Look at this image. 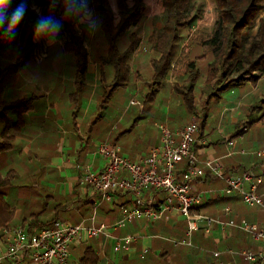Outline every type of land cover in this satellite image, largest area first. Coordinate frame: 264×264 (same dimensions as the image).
<instances>
[{
	"label": "crops",
	"instance_id": "1",
	"mask_svg": "<svg viewBox=\"0 0 264 264\" xmlns=\"http://www.w3.org/2000/svg\"><path fill=\"white\" fill-rule=\"evenodd\" d=\"M51 9L53 15L61 20V30L56 36L55 43L50 44L47 43L46 38L35 37L34 27L39 17L48 15L47 12ZM32 19L35 20L30 32L32 41L35 43L33 48L34 62L31 65H22L18 58H20L26 28ZM80 25L94 29V25L90 26L87 21L77 18L74 28L78 33L81 32ZM68 40L69 37L62 22L61 9L51 7L48 4L37 5L35 0H29L28 9L16 29L15 37L9 39L3 35L0 39L1 46L10 43L16 45L14 50L5 49L3 57L0 55V60L12 59L10 62L20 68L19 72L8 78L7 83L0 89V104H7L15 98H19L18 100H21V98L31 99V104L21 117L22 123L15 111L7 108L2 112L0 140L4 143L8 141V144L12 146L7 154L14 153L18 155L21 161L26 160L27 165L33 166V168L19 169L18 173L24 177L33 175L34 181L32 184L38 188L37 192L32 190H27L31 191L28 193L20 192L27 199V202L23 203L24 207H21L17 202L10 201L16 214L10 225L29 226L27 222H22L23 218L26 217L27 220L35 218L36 209L41 208V211H44L45 208L46 210L58 209L62 204H65L67 209L61 215L66 220L62 221L78 223L87 220L93 212L92 205L93 209H96L99 219L107 216L110 219L105 220L114 219L118 215V210H115L114 207L120 203L122 196L118 198L117 203L102 202L99 205V198L79 185V166L90 164L93 170L101 169L104 161L96 157L94 151L96 144L104 140L119 145L121 153L129 159L134 160L144 156L148 153L149 146L158 143L156 122H165L174 130L186 125L193 116H184V110L182 109L184 117L181 119V105L179 100L172 97L170 91L174 84H181V76L169 75L164 82V86L154 89V92L152 88L148 90L140 89L139 85L143 81L135 77L134 80L131 78L128 83L118 85L117 88L108 93L106 89L111 85L112 79L109 66L105 68L106 76H101L98 74L96 62L91 55H88L87 71L84 75L78 76L74 58L66 53H60L57 48V45L62 46ZM83 45L86 51L91 53L93 46L89 38L83 40ZM138 52L139 50H135L132 55L135 65H131V73L138 71L139 68H146V71L149 72H147L145 80H148L152 69L149 59L157 54L153 51H149L148 54H141L142 60L139 62L137 61L140 56ZM12 86L15 91H12ZM195 88L199 92L203 91V83L195 84ZM263 98L264 74L255 85L248 83L245 87L232 90L225 97H221L220 101H216L214 98V100L211 99L210 103L205 106V111L209 114L207 123L199 125V135L205 137L207 142L210 141L211 144L207 147L194 146V149L197 148L198 157L200 159L220 157L223 160L224 150L227 152L225 143H214V139L218 136L228 135L226 133L228 127L233 125L232 123H235L240 115L245 116L246 109L249 106L256 105L260 110L262 118L257 124L263 126L264 105L260 103ZM18 120L20 124H15ZM6 129L10 130L6 131ZM214 133L217 134L216 137L213 136ZM247 134L235 142L234 149H237L235 147L242 144L245 139H247L248 145L256 143V138L253 137L254 134L248 137ZM239 151L246 154L245 147L240 146ZM236 154L238 153L230 157L234 158ZM244 171H248V169ZM2 172L4 173V169H2ZM225 173L229 174L231 172ZM241 174L235 173L233 175ZM223 186L224 181L219 185L197 188V190L206 193L205 201L209 200L208 205L202 207L201 213L211 217L226 218L223 215V208L230 207L232 218L256 223L264 229V208L246 206L236 193L232 194L234 196L231 195L230 198H227L220 209H216L218 213H210L209 207L213 201H210V199H213L212 197L216 193H222ZM261 186L260 184L258 191L263 198L264 189ZM67 197L68 199H66ZM29 201L31 202L29 203ZM84 203L87 204L81 206ZM103 204H107L106 208L103 207ZM85 209H87L86 212ZM53 215L49 213L44 219L52 218ZM55 217L57 216L55 215ZM170 219H172L171 224ZM175 224L185 226V220L178 214H168L162 220L149 224L139 220L120 230V234L144 231L151 236L141 238L140 244L132 254H115L109 244L102 253L101 240L83 237L79 243L71 246L70 257H72V260L70 261L69 258V262L72 264L73 261H77L74 253L75 251L79 252L78 247L82 244L91 243L100 256L101 264H141L139 261L145 258L147 254L143 258L138 256L140 245L145 244L149 249H152V242L156 238L153 235L163 236V230H168ZM201 230L194 234L192 242L195 245L191 247L200 248L206 245L212 247V244L214 246L224 244V247L219 249L208 248L207 251L211 255V251H221L226 248H243L264 253V242L252 240L247 233L241 230L227 228L222 231L217 225H214L209 234L202 233L209 241L198 243L200 242L199 233ZM171 238L181 237L171 236ZM4 248V240L0 237V251ZM201 248V250H205L204 247ZM221 259L225 264H240L242 261L241 258H232L226 254H223ZM214 264H217V262L215 261Z\"/></svg>",
	"mask_w": 264,
	"mask_h": 264
},
{
	"label": "trees",
	"instance_id": "2",
	"mask_svg": "<svg viewBox=\"0 0 264 264\" xmlns=\"http://www.w3.org/2000/svg\"><path fill=\"white\" fill-rule=\"evenodd\" d=\"M161 1L165 10V19L160 24L155 17L143 19L141 13L143 0H132L131 5L127 3V0H115L116 14L109 0H90L95 26L92 30L85 25H80V33L74 28L77 18H63V4L57 3L54 8L61 9L64 29L69 37L68 41L62 46L57 45V48L60 53H66L74 58L78 76L84 75L87 71L88 55H91L96 62L98 74L101 76H106L105 68L109 66L112 79L111 85L106 89L108 93L118 85L128 83L131 78L134 80L135 77L143 81L139 85L140 89L152 88L154 92V89L164 86L169 75L181 76V84L176 83L170 88L172 97L179 100L181 105V119L184 116L196 115L199 125L206 124L209 114L205 111V106L213 99V95H221L245 87L248 83L255 85L264 74V17L261 16L264 12V0H212L217 18L209 30L196 27L197 20L203 13L204 0ZM19 2L20 0H13L9 13ZM26 3L28 9L29 0H26ZM35 3L53 7L52 0H35ZM34 21L32 19L29 22L25 31L20 58H18L22 65H31L34 62L35 43L30 33ZM253 28H256L255 33H252ZM2 36L3 33L0 32V39ZM86 38L90 39L93 46L91 53H88L83 45V40ZM15 48L16 45L13 43L0 45V55L3 57L5 49L14 50ZM149 49L157 55L149 59L152 69L149 79L145 80L149 72L146 68H139L138 71L131 73V65L134 64L132 55L135 50H139L140 53ZM5 59L0 60V89L7 83V79L16 75L20 69L10 62L12 59ZM199 82H202L204 87V90L200 92L195 88V84ZM219 98L216 101H219ZM18 99L15 98L7 104H0V120L2 112L8 108L19 115L18 118L22 123L21 117L31 104V99ZM260 103L264 105V98ZM247 108L246 115H240L238 120L228 127L226 131L228 135L225 136L237 138L239 135L244 137L247 133V137L254 134L256 143L248 145L245 139L242 144L235 147L237 149L233 146V154L238 153L234 158L230 157L233 154L227 155L224 150L222 165L223 170L228 173L241 174L243 170L248 169L257 174L264 168V160H260L255 155V150L264 145V125L257 124L262 115L258 112L256 105ZM19 120L15 124H20ZM9 130L6 129V131ZM216 139L214 143H224L223 136H218ZM5 142L0 140V227L12 218L14 212L13 205L6 198L9 190L16 191L17 188L16 182L12 180L19 176L24 177L19 175V169L33 168L27 165L26 160L21 161L18 155L7 154L12 146L8 144V141ZM210 144L209 141L201 147H207ZM240 146L245 147V153L248 155L238 152ZM13 162H17V165H13ZM186 168V162H181L178 174ZM219 184H222V180L207 172L197 179L193 190L198 192L197 188ZM261 185L264 189V177ZM231 195L223 192L216 193L213 199H210V201L213 200L209 207L210 213H218L216 209H220ZM128 200L129 197L122 196L120 203L115 205L114 209L119 210L121 206L128 203ZM208 201L204 200L195 208V211L201 212L202 207L208 205ZM106 205L103 204V207L106 208ZM53 210L57 217L43 221H36L35 218L27 220L25 217L22 222H27L29 226H49L54 220H66L65 217H61L67 211L65 204ZM107 217L103 219H110ZM170 221L171 224L172 219ZM172 226L168 230L163 228V236L154 238L152 249H149L145 258H140L141 264L215 263L216 258L207 250L208 248L219 249L224 247V244L220 246L212 244V247L201 246L205 250H201V247L185 248L182 245H175L169 238L171 236L182 238L186 227L180 224ZM202 233L201 230L198 243H205L208 240ZM193 245H195L194 242ZM78 250L79 252L74 253L77 261H73L72 264H101L100 256L91 243L82 244ZM241 260L240 264H254L242 258Z\"/></svg>",
	"mask_w": 264,
	"mask_h": 264
},
{
	"label": "built area",
	"instance_id": "3",
	"mask_svg": "<svg viewBox=\"0 0 264 264\" xmlns=\"http://www.w3.org/2000/svg\"><path fill=\"white\" fill-rule=\"evenodd\" d=\"M158 143L148 148V153L137 159H129L121 153L120 146L108 141L96 144L94 154L104 161L99 170L90 164L79 166L78 183L99 198V205L117 203L120 196L129 197L121 206L118 215L111 220L98 219L94 210L87 220L70 223L54 220L49 226H22L5 224L0 228L5 248L0 251V264H69L71 246L83 237L101 240V252L109 244L115 254H132L141 238L150 235L144 231L120 234L129 224L142 220L149 224L162 220L168 214H178L185 220L186 229L182 238H169L175 245L191 247L194 234L202 229L209 234L217 225L220 230L234 228L247 233L254 241L264 242V229L256 223L231 217L230 207L223 208L226 218L211 217L195 208L206 200V193L195 192L194 186L205 173L224 181L221 189L226 194H238L248 207H263L259 185L263 181L264 168L259 174L252 170L241 175L227 174L220 157L200 159L194 146L204 145L207 139L199 135L200 127L196 115L184 126L172 130L165 122H156ZM224 137L227 155L234 153L237 138ZM243 152V150H241ZM257 158L264 160V148L255 151ZM181 162L187 168L178 174ZM153 237H161L159 234ZM149 251L147 245H140L138 256L143 258ZM217 264H225L223 254L242 258L249 263L264 264V253L250 249L211 251Z\"/></svg>",
	"mask_w": 264,
	"mask_h": 264
},
{
	"label": "rangeland",
	"instance_id": "4",
	"mask_svg": "<svg viewBox=\"0 0 264 264\" xmlns=\"http://www.w3.org/2000/svg\"><path fill=\"white\" fill-rule=\"evenodd\" d=\"M109 3H110L112 9L114 10V12L116 14V4H115L116 2H115V0H109ZM127 3L129 5H131L132 0H127ZM87 8H88L89 11L91 10L90 4H89V0H87ZM50 11L47 12V14L48 15L49 14L53 15L52 9ZM90 12L92 14V20L94 21V15H93L92 10ZM141 13L143 14V19L144 20L145 19H149V17H152V18L155 17L156 21L161 24V23L164 22V19H165V10L162 7V1L161 0H143L142 7H141ZM261 16H264V12L261 14ZM216 18H217V13H216V9H215V5H214L213 1L212 0H204L203 13H202L201 17L197 20L196 27L200 28V29L209 30L211 28L212 24L214 23V21L216 20ZM255 30H256V28H253L252 29V33H255ZM47 43H48V40H47ZM136 51H138V50H136ZM149 51H151V50L150 49L149 50H145V51H143L144 53L143 52H140V53L138 52V55L140 54V56L138 57L137 61L141 62V60H142L141 59V54H148ZM12 84H13V81H12ZM11 89H13L12 91H15L13 86L11 87ZM227 93H229V92H225V93H223L221 95H216V96L213 95V98L216 100V99H218V97H220L219 99H221V97H225V95H227ZM259 112H260V110H259ZM213 136H217V134L214 133ZM261 148H264V145L260 146V148H258V149H261ZM13 165H17V162H13ZM32 176L33 175H31V176L26 175L25 177L19 176L18 178L12 180V182H16L15 185H17V188H16L17 192L16 191H11V190H9L7 192L6 197L9 199V202L10 201L17 202L22 207L23 203L27 202V199H26V196L20 194V192H26V193L31 192V191H27V190H32L33 192H37L38 191V188L32 184V182L34 181ZM49 186H51V185H49ZM23 189H25V190H23ZM30 202L31 201H29V203ZM45 207H47V206H45ZM92 211H94L93 205H92ZM35 212H36V214H35L36 221H43L44 218L49 213H50V215L55 213L53 208H52V210H46V208H45L44 211H41V208H38V210L36 209ZM89 214H90V212H89ZM15 215L16 214H15V211H14L13 214H12V218L8 221L9 223H7V222L6 223L10 224V222L13 220ZM53 217H55V215H53ZM4 225H2V226H4ZM71 260H72V257H70V261Z\"/></svg>",
	"mask_w": 264,
	"mask_h": 264
},
{
	"label": "clouds",
	"instance_id": "5",
	"mask_svg": "<svg viewBox=\"0 0 264 264\" xmlns=\"http://www.w3.org/2000/svg\"><path fill=\"white\" fill-rule=\"evenodd\" d=\"M12 2L13 0H0V32L9 39L15 37L16 29L27 11L26 0H20L9 13ZM57 3L63 4V18L76 17L87 21L90 26L95 23L87 8V0H52L53 7ZM60 28L61 20L54 15H42L36 21L34 35L36 38H46L50 44L55 43Z\"/></svg>",
	"mask_w": 264,
	"mask_h": 264
}]
</instances>
